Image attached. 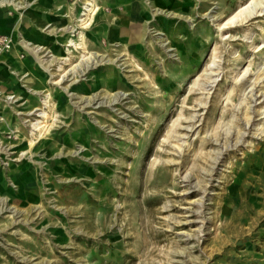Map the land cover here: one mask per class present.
<instances>
[{"label": "rangeland", "instance_id": "374dc122", "mask_svg": "<svg viewBox=\"0 0 264 264\" xmlns=\"http://www.w3.org/2000/svg\"><path fill=\"white\" fill-rule=\"evenodd\" d=\"M99 1L53 79L0 51V264H264V9L220 30L249 0H141L123 44L124 0ZM79 24L34 40L65 58Z\"/></svg>", "mask_w": 264, "mask_h": 264}, {"label": "bare ground", "instance_id": "6f19581e", "mask_svg": "<svg viewBox=\"0 0 264 264\" xmlns=\"http://www.w3.org/2000/svg\"><path fill=\"white\" fill-rule=\"evenodd\" d=\"M1 2H2V5L12 6V7L16 8L18 11H23L24 9L28 8V6H29V4L26 3L24 0H2ZM100 3L101 2L99 0L98 1L97 0H77L76 3H75V5L77 4L75 9L71 8L70 6H67L63 2L61 3L62 5H60V4L56 5L54 10H56L57 12H61L62 13L61 17L67 18V22H69V23H80L79 25H73V26H71L68 29V33H70V34H72L74 32L75 28L80 29L81 31L79 33V41L78 42H74L71 38H69V39H67V40H65L63 42L62 46L64 48V53H65V56H66L65 58H57L55 55H53L54 53L52 54V51L50 49L54 45V43H52V42L47 47L46 46H41V45L37 44L36 42H32V40H27L24 37H23V39L20 42H18L16 40H14V38H16V33L12 32V31L11 32H9V31L7 32V31H5L6 29L4 31L12 39V43L14 44V46H18L21 49H24L26 51V53L29 55L31 60L41 69L40 70L41 73H45L48 76L49 79H53L54 77H56V74L54 72H52L50 70V68L53 67L54 63H56L58 61H64L65 63L69 62L70 59L73 58L72 57V51H70V48L73 49V50H76V51L84 49V45H83L84 42L83 41H84V38L87 37L85 29H88L89 26H91V24H89V23H93L94 16L101 12L102 7H100ZM263 3H264V0H249L245 4L240 5L227 18V20H225L223 22V24H221L219 26V29L220 30L231 29L232 27H235L238 23L246 22V20H248L250 17H252L254 15L260 16L261 13L263 12V9H264V7L262 6ZM137 10H138V8H137ZM216 10H217V7H213L210 10V13H212V15L213 14L216 15ZM215 15L212 16V21L213 22L218 20V17L215 16ZM135 23H142L141 17L136 16V15H133V16L131 15L129 18H124L121 21V27H125V25H127L125 27L126 29L124 28L123 30H121L120 33L119 32L115 33L113 31V33L111 35L112 36L111 40H117V39L120 40V38H121V40H123V44L125 42H129L128 41L129 39L130 40H135V39L139 40V38H141V35H139L140 33H138V31H139L138 29H137V31L134 30V28L137 25ZM10 28H11V26H10ZM20 28H21V26H20ZM124 30H126V31L124 32ZM126 32H127L128 36L127 35H126V37L125 36H121L122 34H126ZM25 36H27V35L25 34ZM154 36L158 37V36H163V35H161L160 33H155ZM90 38H91V36H90ZM227 38L228 37H224V39H227ZM162 43H163L162 46H161L162 48H164L165 46H167L169 44L167 38L164 39ZM163 51L165 53H168L167 55L169 57H171L172 54L170 55L169 52H171L172 50L170 48H166V49L164 48ZM257 51H258V49H257ZM43 52H47V55H50V57L52 58V63L45 62L43 60L44 56H42L40 54V53H43ZM81 53H82L81 54L82 61L80 63L82 64L84 62L83 60H84L85 56H83L84 52H81ZM11 59H12V63H14V65H13L14 67H15V64H16L17 69H23L24 70V68H22V67H20L18 65V62H17L15 57H12ZM93 64H94V62L91 61L90 62V66H92ZM61 68L62 67L59 66L56 70L59 72L61 70ZM3 74L5 75V72H3ZM78 74H80V72H78ZM62 81H63V79H62ZM47 82H50V80L47 81ZM53 85H58V82L53 83ZM26 88L30 89L29 86H27ZM61 90H62V92H61L62 95L65 96V93L63 91H66L67 88L62 87ZM249 92L251 93L250 94L251 97L249 98L250 103L253 102L254 104H256V102L259 99H263V101L259 102V104L260 105L264 104V94L262 96L258 97L257 94H256L257 93L256 90H255V93H253L252 90L249 91ZM1 95H2V98L7 100V101H13L14 100V98H12L10 95H3L0 92V96ZM43 96H44V99L42 100L43 105L45 107H48L49 109H50V107L51 108L54 107L53 106L54 104L53 105L52 104L49 105L48 102L46 101V96L45 95H43ZM66 96H67V94H66ZM58 102H62V100L59 99ZM249 108H251V107H249ZM37 111L40 112L39 113V117L41 118V120H47L49 112L47 113L46 111H44V109H41V111L40 110H37ZM31 126L34 128L33 132L37 130L39 134H41V131L44 129V126H40V121H37V123H35V124L32 123ZM253 130L255 131L254 134L257 135V136L263 134L262 128H260V130L259 129H253ZM258 132H260V134H257Z\"/></svg>", "mask_w": 264, "mask_h": 264}, {"label": "crops", "instance_id": "0c3cea01", "mask_svg": "<svg viewBox=\"0 0 264 264\" xmlns=\"http://www.w3.org/2000/svg\"><path fill=\"white\" fill-rule=\"evenodd\" d=\"M1 1L2 0H0V35L6 36L7 33L5 31H7V32L12 31V32L16 33V38H14V40H16V41L22 40L24 37L27 40H32V42H35V40H34L35 35L41 34L39 32V29H40L39 24L40 23L41 24L68 23L66 18L61 17L60 12H57L56 10H54L55 6L58 5L59 3L63 2L67 6L72 7L77 0L73 4H69V2L67 0H44V1L43 0H24L26 3L29 4V6H28V8L24 9L23 11H18L16 8H14L12 6L2 5ZM139 1H140V3H137ZM155 2H157V0H155ZM170 2H172L171 7L173 10L178 8L180 5L178 0H170ZM142 6H143V3L141 0H124V4L122 7V10L124 12L122 13V15L129 14V15L133 16L134 12L139 13V10H137V8L142 7ZM140 11H142L141 8H140ZM10 26H11V28H10ZM20 26H21V28H20ZM126 26L127 25H125V27ZM124 31H126V30H124ZM25 34L27 36H25ZM126 35H127V32L123 36L126 37ZM13 50H15L16 52H12L10 54V56H8L4 59V60H6V59L10 60L12 65H14V63H12L11 58L15 57L17 59L16 56H18V54L23 55V56L27 57L30 61H32L24 49H21L18 46H14ZM20 64H22L23 67H28L30 65V62L28 64L27 63H20ZM25 64H26V66H25ZM15 67H16V64H15Z\"/></svg>", "mask_w": 264, "mask_h": 264}, {"label": "built area", "instance_id": "2783aa9c", "mask_svg": "<svg viewBox=\"0 0 264 264\" xmlns=\"http://www.w3.org/2000/svg\"><path fill=\"white\" fill-rule=\"evenodd\" d=\"M72 1V0H70ZM12 41L10 37L7 36H0V51H8L12 47Z\"/></svg>", "mask_w": 264, "mask_h": 264}]
</instances>
